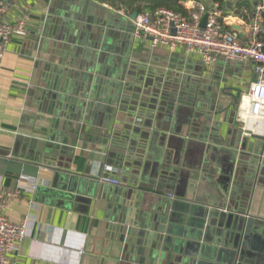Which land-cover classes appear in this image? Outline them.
I'll return each mask as SVG.
<instances>
[{
  "label": "crops",
  "instance_id": "0c3cea01",
  "mask_svg": "<svg viewBox=\"0 0 264 264\" xmlns=\"http://www.w3.org/2000/svg\"><path fill=\"white\" fill-rule=\"evenodd\" d=\"M1 1L5 21L27 23L0 71V192L20 195L8 220L28 221L16 264H227L215 245L157 250L122 243L118 230L126 209L138 223L175 209L189 228L197 215L187 205H205L222 186L264 215V150L257 169L255 155L231 146L234 130L264 136V120L250 126L232 107L257 80L255 63L206 67L188 48H153L135 34L130 17L148 12L136 0ZM194 1L219 4L225 28L242 26L250 43L257 0ZM105 166L119 186L99 182ZM251 243L264 251V238Z\"/></svg>",
  "mask_w": 264,
  "mask_h": 264
},
{
  "label": "built area",
  "instance_id": "2783aa9c",
  "mask_svg": "<svg viewBox=\"0 0 264 264\" xmlns=\"http://www.w3.org/2000/svg\"><path fill=\"white\" fill-rule=\"evenodd\" d=\"M185 7L193 5L190 19L168 9H156L153 13L144 12L134 20L135 34L150 39L153 48H168L175 51L188 48L201 55L206 67L217 59L227 61L253 62L257 80L251 85L247 94L241 97L238 117L247 124L249 120H264V43L260 35L264 34V0H257L253 22L251 24V41L244 44L238 33L228 30L224 25L223 9L216 4L212 10L194 0H179ZM187 8V7H186ZM7 4L0 2V71L7 47L14 36L27 35V23L19 20L9 23L4 20ZM208 15L207 24L202 27V20ZM101 184L119 186L112 177L110 168L105 166L104 173L98 178ZM19 192H0V264H16L15 254L27 234L28 221L12 223L5 215L8 203L19 197ZM228 212L227 209L224 210Z\"/></svg>",
  "mask_w": 264,
  "mask_h": 264
},
{
  "label": "water",
  "instance_id": "95a60500",
  "mask_svg": "<svg viewBox=\"0 0 264 264\" xmlns=\"http://www.w3.org/2000/svg\"><path fill=\"white\" fill-rule=\"evenodd\" d=\"M116 17L120 18L119 15ZM137 17L138 13H134L130 19L134 21ZM207 20L208 15H205L202 20V27L206 26ZM133 28L135 29V27ZM231 29L238 33L241 39L247 40V33L242 26L233 24ZM108 34L111 35V33ZM100 40H103V36L100 37ZM104 46L102 48L105 49ZM241 97V92L233 95L234 102L232 107L234 111H237ZM231 146L241 150L242 154L248 152L250 157L255 155L252 157V161L257 164V169L261 168L262 159L260 156L264 150V136H247L244 130H234L232 132ZM101 160L103 161V159ZM60 175L57 173L56 177ZM227 175L226 180L229 181L232 172ZM250 179L254 183L256 175L251 176ZM238 204L236 191L223 186L220 188L218 195L210 201H206L205 205L198 207L188 204V213L197 215L194 223L189 225L192 229L177 223L173 218L175 209L170 215H158L148 212L144 217V222L139 221V223L128 220V217L133 216V214L126 209L123 225L118 230L119 240L127 244L130 241L136 243L139 240L138 243L143 241L142 244H147L148 246L154 241L156 244L155 249L157 250L169 247L174 242H181L183 244L182 250L187 244V240L196 243L203 242L218 246L217 255L227 264H264V251L257 249L251 243L253 237L254 239L264 238V215H254L251 213L250 205L245 204V207H240ZM226 205L229 208L227 209L228 212L224 211ZM173 260L172 264H179L177 260ZM181 264L191 263L183 262Z\"/></svg>",
  "mask_w": 264,
  "mask_h": 264
},
{
  "label": "trees",
  "instance_id": "16d2710c",
  "mask_svg": "<svg viewBox=\"0 0 264 264\" xmlns=\"http://www.w3.org/2000/svg\"><path fill=\"white\" fill-rule=\"evenodd\" d=\"M135 2L146 3V9L150 13H153L156 9L164 8L174 11L178 14H182L188 19H190L191 14L193 12V10L186 8L183 4H181L179 0H136ZM241 6L242 5H239V7L242 9L243 7ZM226 29L231 30L230 27H227ZM260 40L264 43V34L260 35Z\"/></svg>",
  "mask_w": 264,
  "mask_h": 264
},
{
  "label": "bare ground",
  "instance_id": "6f19581e",
  "mask_svg": "<svg viewBox=\"0 0 264 264\" xmlns=\"http://www.w3.org/2000/svg\"><path fill=\"white\" fill-rule=\"evenodd\" d=\"M257 121H258V122H257ZM260 121H262V120H256V121H252V122L249 120V125L252 126V123H253V124H258V126H260L261 123H262V122H260ZM252 128H253V127H252Z\"/></svg>",
  "mask_w": 264,
  "mask_h": 264
}]
</instances>
